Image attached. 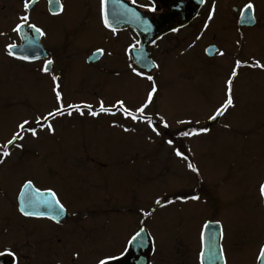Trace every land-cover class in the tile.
<instances>
[{
    "label": "flooded vegetation",
    "instance_id": "obj_1",
    "mask_svg": "<svg viewBox=\"0 0 264 264\" xmlns=\"http://www.w3.org/2000/svg\"><path fill=\"white\" fill-rule=\"evenodd\" d=\"M25 2L0 0V50L8 55L6 46L21 45V33L27 28L34 29L30 25L40 28L44 33L40 37L46 58L27 61L9 57L17 63L29 64L33 75L41 74L51 80L57 77L54 85L59 84L61 91L57 107L63 106L64 111L74 110L68 105H77L82 110L88 109L84 105H91L92 110L100 112L101 102L110 111L117 110L119 105L109 106L115 104L116 99L105 102L104 97L97 94L93 96L95 102L92 96L85 97L89 94L67 95L68 100L76 104H66L64 93L77 91L76 86H68V77L80 74L92 78L110 73L130 80L138 76L132 71L135 68L142 76L151 75L154 79L162 61L156 51L164 44L178 49L193 46L192 41H198V46L204 49L200 58L210 65L217 64L221 70L216 84L221 92L220 105L226 99V81L234 68L237 74L231 84L233 106L224 110L218 120L209 119L197 128L196 124L191 125L190 131L209 129L190 136L191 141L200 134L205 136L208 157L205 171L190 158L187 165L190 163L198 170L193 172L179 158L178 169L181 167V170L176 189L164 194L159 205L154 202L149 206L148 201L135 196L130 201L114 203L110 212L102 214V206L96 198L81 207L75 204L78 194L69 186L68 173L64 170L68 163L61 159L64 156L58 155L59 159L50 161L42 159L46 155L33 154L29 155L33 157L31 160L25 154L3 158L0 180L7 177L8 167L32 164L37 170L22 180L13 200L0 188L4 200L0 204V251L10 248L15 252V257L0 256V264H97L105 257H116L107 264H142L145 258L147 264H203L205 249L207 264H264V258H259L264 246V195L260 192L264 184V67L255 66L257 61L264 66V0H112L115 4L110 11V27L104 24L101 0H57L56 3L27 0V9ZM249 2L253 8L248 13L254 19H242L240 13ZM126 5L134 11L116 10ZM24 16H27L26 21L21 19ZM140 16L154 20L159 28L147 48L154 65L151 72L138 68L130 54V50L139 48L141 37L129 23ZM18 24L20 29L15 31ZM219 33L224 35L218 38ZM208 48H215L216 52L209 56ZM98 49L102 51L94 61H89ZM80 55L84 56L81 64L85 62L87 68L75 75L74 66ZM49 60L52 63L46 64ZM237 60L241 62L240 67H236ZM11 68H15L13 63ZM50 91L53 93V83ZM151 105L152 102L148 107ZM249 108L255 111L253 121H231L230 114L243 113ZM225 133L232 138L224 137ZM168 135L162 146L164 143L173 146L171 154L175 155L176 149H180L179 139L174 131H169ZM169 140L173 143L169 144ZM11 157L17 159H9ZM171 159L176 161V157ZM57 161L63 168L61 173L55 168ZM28 180L40 192L51 188L56 193L65 209L58 218L23 215L18 198ZM193 196L199 198L192 199ZM45 200L51 201V196ZM5 204L9 205V211ZM201 213L204 217L199 219V225L190 227V232L197 236L184 234L185 219L193 217L194 223ZM157 217L165 222V230L171 236L166 244L157 243ZM140 228L144 229L143 247L135 251V259L120 261L126 256L120 254L129 234Z\"/></svg>",
    "mask_w": 264,
    "mask_h": 264
},
{
    "label": "rangeland",
    "instance_id": "obj_2",
    "mask_svg": "<svg viewBox=\"0 0 264 264\" xmlns=\"http://www.w3.org/2000/svg\"><path fill=\"white\" fill-rule=\"evenodd\" d=\"M93 27L96 29L97 26ZM223 35L219 33L217 37ZM192 44L178 49L167 48V44L160 45L156 55L162 61L151 81L142 75L127 80L110 73L92 78L81 77L79 74L78 77L69 76L67 79L68 86H76L77 91L64 93L66 104H76L68 100L71 95L89 94L85 97L92 96L95 102L93 96L97 94L104 97L105 102L110 100L111 103L115 99L123 101L124 106L133 112L147 100V93L155 83L157 91L153 94L152 105L145 109L144 115L151 118L159 135L145 121H132L125 117L120 107L110 112H98L95 117L89 114V109H80L83 115L74 109L65 111L64 115L51 117L47 122L41 121L45 126L37 129L36 137L25 132L23 140L15 141L22 145L21 148L13 146L9 150L12 145L8 146L10 154H25L28 160L33 158L30 154L46 155L42 159L49 161L64 156L61 159L68 163L64 170L68 173L69 186L77 190L78 194L75 204L81 207L96 198L102 206V214L110 212L114 203L130 201L135 196L138 200L148 201L149 206L157 199L161 200L164 194L176 189L181 170V167L178 169L179 158L171 154L173 146L165 143L162 146L168 134L163 129L164 124L167 123L172 130L191 124L204 125L220 106L222 99L219 98L220 87L216 86L221 73L219 66L210 65L202 59L204 49L198 46V41H192ZM83 58L80 55L76 60L77 65L73 71L75 75L82 68H87L85 62L81 64ZM11 63L15 68H11ZM29 68V64L17 63L4 50H0V146L12 138L19 123L28 120L26 128L37 127L36 118L46 116L58 105L55 93L50 91L52 83L55 87L54 82L41 74L33 75ZM209 78L212 82L208 81ZM111 96L115 97L109 99ZM115 105L118 104L109 106ZM69 111L71 115L67 114ZM229 116L232 122H250L254 120L255 111L249 108L243 113L235 111ZM47 123L52 124L54 131L48 130ZM204 137L200 134L192 141L189 137L185 139L190 158L203 171L208 159ZM224 137L232 138L229 133H225ZM175 157L176 161L173 162L171 158ZM181 160L187 165L186 159ZM55 168L59 173L63 170L58 161ZM6 170L7 177L0 180V188L13 200L22 180L37 168L25 164L8 167ZM1 197L0 193V204L4 202ZM5 205L9 211V205ZM203 217V213L198 214L194 223L193 217L186 218L182 223L184 234L197 236L190 232V227L193 224L198 226L199 219ZM159 219L157 217L155 221L158 226V245L166 244L171 238L165 230V222Z\"/></svg>",
    "mask_w": 264,
    "mask_h": 264
},
{
    "label": "snow or ice",
    "instance_id": "obj_3",
    "mask_svg": "<svg viewBox=\"0 0 264 264\" xmlns=\"http://www.w3.org/2000/svg\"><path fill=\"white\" fill-rule=\"evenodd\" d=\"M56 2H57V0H50V3H56ZM201 2H203V0H201ZM104 4H105V0H101V13L103 15V20H104L105 26L110 27L107 14L104 11ZM28 6L29 5H28V2L26 0V2L24 3V8L27 9ZM252 8H253V4L251 2L247 3L245 5V10L241 11V13H240L241 18L242 19H249V20L254 19V17L248 16V14H247L248 11L252 10ZM150 10H154V9H150ZM211 18H212V15H211V13H209L208 19L210 20ZM21 19L26 21L27 16H24ZM30 27L34 28L35 32L38 33L40 36L44 35L43 31L40 28L36 27L35 25H30ZM205 27H207V24L205 25ZM19 29H20V25L18 24L14 30L19 31ZM113 31H115V29H113ZM197 39H199V37H197ZM29 43H32V41H29ZM6 47L8 49V55L9 56H15V53L12 51V49H14L16 47V45L15 44H9ZM100 51H102V50H100V49L97 50V52H100ZM221 55H223V53H221ZM17 58L22 59V60H28L29 59V57L26 55H20ZM51 63H52V61H50V60L46 62V64H51ZM240 66H241V62L239 60H237L236 61V67H240ZM255 66L256 67H264V66L260 65L258 61L255 63ZM44 70L47 71V68H45ZM132 71L135 72L136 75H138V76L142 75V73L138 72L135 68H133ZM236 74H237L236 69L234 68L232 73H231V77H229L228 80L226 81V85H227L226 99L215 110V114L209 117L210 120L215 119L216 115L223 114L224 110H226L230 106H233V97L231 95V84H232V78L235 77ZM57 79L58 78L55 76L52 77V80L54 83L57 81ZM147 79L151 81L153 79V77L151 75H148ZM58 89H59V84H55V87L53 88V92L55 93V98H56L57 102H59L61 100V93ZM156 91H157L156 85H155V83H153L151 90L147 93V100L143 104H141L139 107H137L135 109V112H133L129 108L125 107L123 101L118 100L116 103L122 109L125 117L130 118L132 121L143 120L148 124L149 127L152 128L153 132H157L156 127L153 126V124H152L151 118L144 115L145 109L148 107V104H150L152 102L153 94ZM67 107L70 109H75L77 112H80V107L77 105H68ZM84 107L88 108L89 114L94 116V117L99 114L95 110H92L91 105H84ZM100 112H110V109L105 108L103 105V102H101ZM64 114H65L64 107L60 106V107H56L53 111H49L46 116L37 117L36 121H35L37 127L26 128V125L29 124L28 120H24L21 123H19L17 125V131L13 133L12 138L9 139L3 146H0V163L3 162V158L8 157L10 155V152L8 150L9 145H13L15 148H21L22 147L21 144H16L15 141L23 140L24 139L23 134L25 132H30L31 136L36 137L37 129L43 128L45 126V124L42 123L41 121L47 122L49 120V118H51V117L60 116V115H64ZM67 114L71 115V112L69 111ZM80 114L83 115V112H80ZM111 114H114V113H111ZM181 123H185V122L181 121ZM188 123H190V122H188ZM46 126L50 132L54 131L51 123H47ZM164 127H168L167 123L164 124ZM208 130L209 129H207V128H203V129H199L196 131H184V132H181L180 135H183V136L198 135L200 132H207ZM125 131H128V129H125ZM157 135H159L158 132H157ZM167 142L169 144L173 143L171 140H169ZM175 155L178 157H183V153L179 149H177L175 151ZM187 166L193 172L198 171L190 163ZM24 187L25 188H32V181L31 180L26 181L24 184ZM35 191L37 192L38 195H50L51 201H48V200L37 201V200L29 197L27 200V204L29 206H33L36 204H43L45 207L49 208L52 212V215L49 216L50 219H55L56 217H58L61 213H63L65 211L64 206L60 203L59 199L56 196V193L51 188L45 189L43 193H41L39 189H36ZM260 192H261V195H264V184H262L260 186ZM198 198L199 197H197V196L192 197V199H198ZM155 203L157 205H159L161 203V201L159 199H157L155 201ZM20 211L25 216H44V215H46V213H44V212H28V211H25L23 207H21ZM146 215H147V213H146ZM217 223H219V221H217ZM143 231H144V229L140 228L138 231H134V232L129 234L128 238L125 241L123 251L120 254L121 256H125L128 253L132 252L133 250L139 249L140 247H143V240L141 239V233ZM202 238H203V236H202ZM0 256L15 257V252L10 248H4L2 251H0ZM259 258H264V246H262L260 249V257ZM109 259H116V257H105L103 259H99L97 261V264H107V261Z\"/></svg>",
    "mask_w": 264,
    "mask_h": 264
},
{
    "label": "water",
    "instance_id": "obj_4",
    "mask_svg": "<svg viewBox=\"0 0 264 264\" xmlns=\"http://www.w3.org/2000/svg\"><path fill=\"white\" fill-rule=\"evenodd\" d=\"M115 4V2L113 3L112 0H106L104 7H105V13L107 14L108 17V22L109 25L112 26L110 20L111 19V14L110 11L114 8H112V6ZM121 5V4H119ZM121 7H125L122 9H116L118 12L121 10H127V11H134V9L126 6H121ZM248 16H250L249 13H247ZM154 20H150L147 18H142L141 16L139 17L138 20L131 19V23H129V26L132 27L137 33L140 34L141 37V43H140V47L138 49H132L130 50V53L133 55L134 57V61L135 63L141 68V69H145L147 71H151L152 67L154 66L151 63V60H148V52H147V47L148 44L150 43L151 39L154 38L157 35V31H158V26H155V24L153 23ZM22 36V44L20 46H16L14 49H12V51L15 53V56L18 57L20 55H26L29 57L28 60H34L40 57H44L45 55L42 54L41 52L44 51L43 46L40 42V36L38 33L35 32L34 29L31 28H27L25 33H21ZM29 41H32V43H29ZM143 41H145V43H143ZM208 54L211 56L213 55V52L215 51V48H208ZM220 115H217V117L214 120H217L219 118ZM36 188L32 185V188H25L23 187L21 194L19 196V209H21V207L24 208L25 211L28 212H44L46 213V215L44 216H50L52 215V212L49 208L47 207H40L38 205H33V206H29L27 204V200L29 197L31 198H35V200H45L48 198V195H38L37 192L35 191ZM43 193V192H41ZM58 218V217H56ZM206 228L204 230V242L206 244ZM143 237V234L141 233V238ZM137 249L133 250L132 252L128 253L125 257L121 258L120 261L125 262L126 260H131V259H135V251ZM207 249H205L204 253H203V264H206L207 262ZM150 255H148L149 257ZM142 264H147V259L145 258L144 262Z\"/></svg>",
    "mask_w": 264,
    "mask_h": 264
},
{
    "label": "trees",
    "instance_id": "obj_5",
    "mask_svg": "<svg viewBox=\"0 0 264 264\" xmlns=\"http://www.w3.org/2000/svg\"><path fill=\"white\" fill-rule=\"evenodd\" d=\"M184 131H190V127L189 126H186L182 129H179L178 131H176V133L180 134L181 132H184ZM186 136H183V135H179V138L178 136H176V139H179V145H180V150L183 154L187 155V151H186V147H185V143H184V138Z\"/></svg>",
    "mask_w": 264,
    "mask_h": 264
}]
</instances>
